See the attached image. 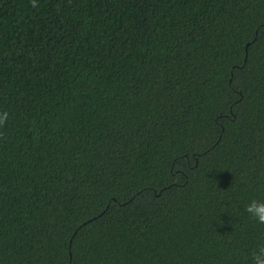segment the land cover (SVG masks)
<instances>
[{"label": "trees", "instance_id": "obj_1", "mask_svg": "<svg viewBox=\"0 0 264 264\" xmlns=\"http://www.w3.org/2000/svg\"><path fill=\"white\" fill-rule=\"evenodd\" d=\"M35 4L0 0V264H254L264 0Z\"/></svg>", "mask_w": 264, "mask_h": 264}, {"label": "clouds", "instance_id": "obj_2", "mask_svg": "<svg viewBox=\"0 0 264 264\" xmlns=\"http://www.w3.org/2000/svg\"><path fill=\"white\" fill-rule=\"evenodd\" d=\"M33 6L35 7V0H33ZM8 118V113L3 112L0 114V127H2ZM246 211L257 220L258 223L264 224V203L252 201L250 205L246 207ZM264 247H262L258 253H254V264H264Z\"/></svg>", "mask_w": 264, "mask_h": 264}]
</instances>
